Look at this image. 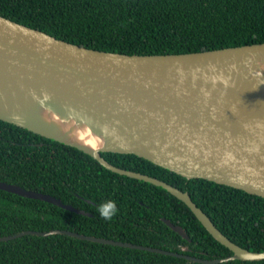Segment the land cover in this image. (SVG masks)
Wrapping results in <instances>:
<instances>
[{"label":"trees","instance_id":"trees-1","mask_svg":"<svg viewBox=\"0 0 264 264\" xmlns=\"http://www.w3.org/2000/svg\"><path fill=\"white\" fill-rule=\"evenodd\" d=\"M0 16L82 47L125 54H175L264 42V0H0ZM108 163L186 191L231 242L264 251V198L190 178L133 154L100 152ZM0 182L41 192L79 214L0 189V236L65 229L204 259L231 251L187 206L159 186L111 172L81 150L0 120ZM116 202L110 221L98 206ZM162 219L180 226L187 239ZM183 248H186L183 250ZM0 264H203L65 234L0 241ZM213 264H264L230 259Z\"/></svg>","mask_w":264,"mask_h":264},{"label":"water","instance_id":"water-1","mask_svg":"<svg viewBox=\"0 0 264 264\" xmlns=\"http://www.w3.org/2000/svg\"><path fill=\"white\" fill-rule=\"evenodd\" d=\"M39 108L82 124L100 144L65 139L39 118ZM0 120L73 146L111 172L161 187L231 254L204 259L65 229L22 230L0 241L65 234L203 264L264 258V251H250L224 236L186 191L100 156L104 151L133 154L186 179L203 178L264 198V42L125 54L82 47L0 16ZM0 189L88 215L14 184L0 182ZM162 221L188 238L180 226Z\"/></svg>","mask_w":264,"mask_h":264},{"label":"bare ground","instance_id":"bare-ground-1","mask_svg":"<svg viewBox=\"0 0 264 264\" xmlns=\"http://www.w3.org/2000/svg\"><path fill=\"white\" fill-rule=\"evenodd\" d=\"M36 114L45 123L53 126V128L63 133L64 138L72 142H83L90 146L99 145V141L92 136L82 124L77 123L72 119L59 118L57 115L47 111L46 109L39 108Z\"/></svg>","mask_w":264,"mask_h":264},{"label":"clouds","instance_id":"clouds-1","mask_svg":"<svg viewBox=\"0 0 264 264\" xmlns=\"http://www.w3.org/2000/svg\"><path fill=\"white\" fill-rule=\"evenodd\" d=\"M97 210L99 212V215L107 221H110L118 211L116 202L113 200H107L103 202L101 205L98 206Z\"/></svg>","mask_w":264,"mask_h":264}]
</instances>
